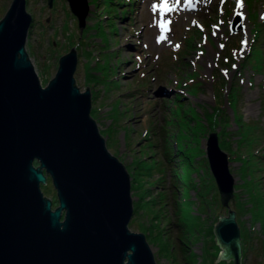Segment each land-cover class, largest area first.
<instances>
[{
  "label": "rangeland",
  "instance_id": "374dc122",
  "mask_svg": "<svg viewBox=\"0 0 264 264\" xmlns=\"http://www.w3.org/2000/svg\"><path fill=\"white\" fill-rule=\"evenodd\" d=\"M190 1L87 0L80 30L66 0H26L25 48L44 85L66 41L76 47L75 83L90 90V113L130 175L128 226L157 264H232L215 256L211 230L222 210L212 131L234 177L241 248L250 245L241 264H264V0ZM10 3L0 0V18ZM41 189L55 198L51 181Z\"/></svg>",
  "mask_w": 264,
  "mask_h": 264
},
{
  "label": "water",
  "instance_id": "95a60500",
  "mask_svg": "<svg viewBox=\"0 0 264 264\" xmlns=\"http://www.w3.org/2000/svg\"><path fill=\"white\" fill-rule=\"evenodd\" d=\"M66 1L82 30L87 0ZM31 20L26 0L0 18V264H157L145 234L128 226L130 175L90 113V90L75 83L76 47L66 41L42 85L25 48ZM206 156L222 203L211 219L215 256L241 264L234 177L214 131Z\"/></svg>",
  "mask_w": 264,
  "mask_h": 264
},
{
  "label": "trees",
  "instance_id": "16d2710c",
  "mask_svg": "<svg viewBox=\"0 0 264 264\" xmlns=\"http://www.w3.org/2000/svg\"><path fill=\"white\" fill-rule=\"evenodd\" d=\"M112 2H113V0H112ZM126 14H127V11H126L125 13L121 14V15L125 16ZM121 17H122V16H121ZM218 96H219V94H218ZM214 115H215V108H214L213 114H211V117H212L213 120L215 119V118L213 117ZM34 164H35V165L38 164V161H37L36 159L34 160ZM48 181H49V180H47V182H48ZM47 182H46L45 184H47ZM246 234H247V233H244V236H243V234L241 233V239H243L244 237H246ZM246 248H250V245H249V244H245V242H243V247L241 248L242 256L245 255V253H246Z\"/></svg>",
  "mask_w": 264,
  "mask_h": 264
},
{
  "label": "bare ground",
  "instance_id": "6f19581e",
  "mask_svg": "<svg viewBox=\"0 0 264 264\" xmlns=\"http://www.w3.org/2000/svg\"><path fill=\"white\" fill-rule=\"evenodd\" d=\"M185 3H186V4H183L182 6L186 5L185 7H188V8H190V9H193V8H194V2H193V1L186 0Z\"/></svg>",
  "mask_w": 264,
  "mask_h": 264
},
{
  "label": "flooded vegetation",
  "instance_id": "af4514ba",
  "mask_svg": "<svg viewBox=\"0 0 264 264\" xmlns=\"http://www.w3.org/2000/svg\"><path fill=\"white\" fill-rule=\"evenodd\" d=\"M55 205H57L56 196H55V198L52 199V205H51V207H54Z\"/></svg>",
  "mask_w": 264,
  "mask_h": 264
},
{
  "label": "snow or ice",
  "instance_id": "6c2138e0",
  "mask_svg": "<svg viewBox=\"0 0 264 264\" xmlns=\"http://www.w3.org/2000/svg\"><path fill=\"white\" fill-rule=\"evenodd\" d=\"M238 2H239V0H238ZM242 6V5H241ZM154 8H155V6H154Z\"/></svg>",
  "mask_w": 264,
  "mask_h": 264
}]
</instances>
